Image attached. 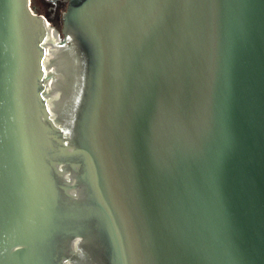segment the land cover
Listing matches in <instances>:
<instances>
[{"label":"water","instance_id":"1","mask_svg":"<svg viewBox=\"0 0 264 264\" xmlns=\"http://www.w3.org/2000/svg\"><path fill=\"white\" fill-rule=\"evenodd\" d=\"M0 264H264V0H0Z\"/></svg>","mask_w":264,"mask_h":264},{"label":"flooded vegetation","instance_id":"2","mask_svg":"<svg viewBox=\"0 0 264 264\" xmlns=\"http://www.w3.org/2000/svg\"><path fill=\"white\" fill-rule=\"evenodd\" d=\"M68 0H29L30 8L42 14L56 28L62 26V12L66 9Z\"/></svg>","mask_w":264,"mask_h":264}]
</instances>
